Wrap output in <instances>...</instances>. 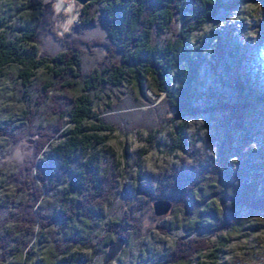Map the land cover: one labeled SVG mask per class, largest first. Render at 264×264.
<instances>
[{
  "label": "rangeland",
  "instance_id": "rangeland-1",
  "mask_svg": "<svg viewBox=\"0 0 264 264\" xmlns=\"http://www.w3.org/2000/svg\"><path fill=\"white\" fill-rule=\"evenodd\" d=\"M240 1L235 9L221 12L195 33L192 43L198 46L204 42L206 62L199 74L198 93L202 99L196 104L202 111L196 117L184 119L188 128L186 152L174 146L177 142L174 126L179 122L169 124L173 113L164 104L165 97L149 89L150 80L144 81L143 91L130 82L121 89L107 86L99 92L95 112L114 132L109 135V143L98 152L94 180L86 191L85 203L89 208L79 209V221L59 222L51 228L42 241L38 264L61 240L68 244L70 264H105L109 246L118 236L126 239V245L108 264H169L176 241L188 232L178 224L184 220L185 210L178 197L170 198L166 179L178 172L192 176L191 165L205 172L203 197H216L226 187L245 190L255 200L264 199V1ZM86 6L73 0H0V22L10 18L8 27L18 35L28 25L38 23L41 26L38 45L44 54L53 56L68 50V46L77 48L84 70L90 74L95 69L101 70L109 59L121 61L122 54L113 46H106L108 37L102 22L89 27L82 22ZM3 33L0 30V35ZM218 43L224 48L219 49ZM237 81L257 92L252 100L253 110L240 126L228 125V114L217 109L221 99L235 101ZM19 82L15 70L0 74V133L2 129L7 133L6 137L0 136L1 219L14 214L22 200L8 184V176L15 173L17 165L35 156L45 140L27 134L18 144L10 141L19 132H26L28 109L33 106L32 101L19 102ZM48 120L45 113H40L34 128H47L51 123ZM221 164H226L231 175L241 171L238 179H225L218 173ZM160 191L162 196H158ZM157 200L172 202L171 212L155 215L153 203ZM234 204L237 216L250 218L254 230L250 229L245 236L232 237L214 264H264V211ZM195 216L196 213L191 218ZM113 224L126 229L129 239L126 233L110 237L107 229ZM210 235L199 231L191 238L204 239ZM202 261L213 264L209 259Z\"/></svg>",
  "mask_w": 264,
  "mask_h": 264
},
{
  "label": "trees",
  "instance_id": "trees-1",
  "mask_svg": "<svg viewBox=\"0 0 264 264\" xmlns=\"http://www.w3.org/2000/svg\"><path fill=\"white\" fill-rule=\"evenodd\" d=\"M239 2H91L82 10V22L87 27L102 22L108 37L106 46H113L122 54V59L118 62L109 59L101 70L95 69L90 74L85 72L77 48L68 46V50L56 55L44 54L38 45L41 27L38 23L28 25L18 35L8 27L10 18L0 22V30L4 32L0 35V74L15 70L20 81L19 102H33L28 109L30 117L26 132H19L10 141L18 144L27 134L45 138L35 156L28 157L23 165H17L15 173L8 176V184L22 200L14 214L0 218V264H38L42 241L51 228L59 222L72 224L79 221V209L89 208L85 203L86 191L94 180L98 152L109 143V135L114 132L95 112V100L99 99L96 97L107 86L121 89L132 82L135 88L143 91L144 81L150 80L149 89L158 96L163 95L164 104L173 113L169 124L173 126L179 122L174 126L177 137L174 146L186 152L188 128L184 119L196 117L202 111L196 104L202 99L198 93L199 74L206 62L204 42L198 46L192 43L195 33L221 12L235 9ZM218 44L219 49L224 48ZM235 90V101L217 100V109L228 114V125L240 126L252 112V100L257 97V92L240 81L236 82ZM42 112L51 123L47 128L35 129ZM2 131L0 136L6 137L5 129ZM221 165L218 173L225 179H238L241 171L231 175L226 164ZM189 169L193 173L190 177L178 172L166 179L169 180L170 198L178 197L185 210V218L178 224L188 232L176 241L167 263L205 264L203 259L218 263L232 237L245 236L247 231L254 230L249 224L250 218L237 216L234 202L262 212L264 199L255 200L248 197L245 190L226 187L218 191L216 197H203L205 172L194 165ZM162 194L160 191L158 196ZM65 204L66 208L61 211ZM107 231L112 238L123 233L127 238L130 236L119 224L110 225ZM199 231L212 236L191 238ZM67 245L64 240L56 242L44 254L40 264H70Z\"/></svg>",
  "mask_w": 264,
  "mask_h": 264
},
{
  "label": "water",
  "instance_id": "water-1",
  "mask_svg": "<svg viewBox=\"0 0 264 264\" xmlns=\"http://www.w3.org/2000/svg\"><path fill=\"white\" fill-rule=\"evenodd\" d=\"M73 1H76L83 6H86L91 2H97L99 0H73ZM172 208H173V204L169 200H157L153 203V210L155 215L157 216H164L169 214ZM126 242L127 241L124 237L118 236L115 239V241H113L110 244L109 249L105 255L104 263L108 264L109 262L117 258L120 255V253L123 251Z\"/></svg>",
  "mask_w": 264,
  "mask_h": 264
}]
</instances>
